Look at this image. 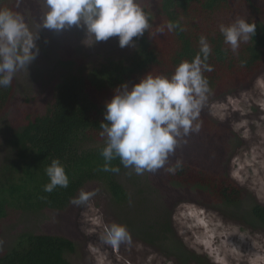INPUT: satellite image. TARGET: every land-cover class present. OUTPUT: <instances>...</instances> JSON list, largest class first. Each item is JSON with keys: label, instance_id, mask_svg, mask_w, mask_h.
I'll return each mask as SVG.
<instances>
[{"label": "trees", "instance_id": "trees-1", "mask_svg": "<svg viewBox=\"0 0 264 264\" xmlns=\"http://www.w3.org/2000/svg\"><path fill=\"white\" fill-rule=\"evenodd\" d=\"M234 0H158L142 6L149 15L150 28L141 37L133 38V49L123 57L108 55L97 65L75 70V60L57 61V68L42 85V94L26 96L20 106L12 107L16 82L0 88V132L7 133L8 155L0 166V223L20 213L44 210L64 211L90 184L102 185L117 211L123 213L122 223L131 236L154 247L161 246L175 253L178 264H202L200 256L190 253L176 241L171 222L172 208L148 218L150 198L134 196L119 181L125 168L119 157L109 167L119 172L104 171L101 155L106 137H101L109 97L124 83L129 87L149 73L171 77L182 61L191 62L200 51L199 39L205 36L211 46L207 61L212 71L203 74L209 82L207 99L229 93L237 85L250 82L264 69V0H243L249 9L248 22L256 32L241 42L233 52L224 42L220 30L212 27L216 14L234 12ZM1 8L16 13L15 5L6 2ZM178 22L183 31L169 32L167 24ZM11 112L16 114L12 118ZM200 130L207 132L217 122L200 113ZM53 159H59L69 178L67 188L57 186L51 193L44 185ZM178 159L169 157L162 172L166 181L181 187L195 188L227 206H239L244 190L227 176L214 174L192 164L181 162L175 174L168 168ZM142 195L141 191L137 192ZM143 198V199H142ZM132 201L134 206L132 208ZM140 205L142 206L141 208ZM173 207V206H172ZM243 216L264 230V206L252 202ZM251 224V225H252ZM179 244V245H178ZM74 241L63 236L23 233L13 246L0 253V264H72Z\"/></svg>", "mask_w": 264, "mask_h": 264}, {"label": "rangeland", "instance_id": "rangeland-1", "mask_svg": "<svg viewBox=\"0 0 264 264\" xmlns=\"http://www.w3.org/2000/svg\"><path fill=\"white\" fill-rule=\"evenodd\" d=\"M3 2L15 5L30 30L39 35V55L28 69L14 76L12 107L22 105L21 100L31 93L42 94L43 83L61 58L75 60L78 64L74 68L78 70L88 64L97 65L110 54L117 58L126 56L134 47L133 42L121 48L118 37L94 43L83 29L75 26L60 32L43 28L39 31L47 11L41 0H0V8ZM157 2L140 0L141 6ZM233 8L231 14H216L212 27L220 30L221 25L228 26L237 18L248 21L250 13L243 0H234ZM106 95L109 99L114 97L104 93L98 99ZM200 113L217 122L216 127L183 137L169 157L232 179L245 192L239 206H227L198 189L169 183L163 177V167L142 174L131 168L120 175L119 181L134 196L150 198L148 207L152 210L148 218L159 210L164 218L172 208L176 241L204 259L202 264H264V230L239 212L247 210L254 201L264 206V69L250 82L207 99ZM11 116L15 119L16 114L11 112ZM7 136L0 132V166L8 155ZM84 192L93 194L85 204L64 211L17 212L2 221L0 253L12 247L19 235L29 232L74 241L76 252L68 257L72 264H178L175 253L172 255L161 246H149L131 235L130 242L118 247L104 243L101 237L106 227L113 223L124 225L125 216L111 203L102 185L90 184ZM138 205L132 201V208L137 209ZM83 213H87V221Z\"/></svg>", "mask_w": 264, "mask_h": 264}, {"label": "clouds", "instance_id": "clouds-1", "mask_svg": "<svg viewBox=\"0 0 264 264\" xmlns=\"http://www.w3.org/2000/svg\"><path fill=\"white\" fill-rule=\"evenodd\" d=\"M47 11L42 16L39 31L57 32L74 26L86 32L94 43L119 38V46L127 47L133 38L141 37L150 28L149 15L140 0H41ZM169 32L180 28L178 22L167 24ZM224 42L236 52L256 32L255 24L237 18L228 26L221 25ZM35 35L25 18L10 9L0 8V88L10 87L15 74L29 65L39 55ZM200 51L191 61H182L171 77L147 74L140 82L129 87L124 83L115 89V95L106 104L101 137H106V147L101 155L105 159L104 171L119 172L110 168V162L120 158L125 168H133L137 174L154 172L166 164L183 137L198 132L202 107L210 92L205 71H212L207 61L211 46L205 36L199 39ZM186 142V141H185ZM181 162L167 169L175 174ZM50 182L44 191L51 193L57 186L67 188L69 178L59 159H53L46 169ZM92 193L83 190L72 204L82 205ZM87 221V213H83ZM96 223V220L92 221ZM104 243L118 247L130 242L125 225L113 223L106 227L101 237Z\"/></svg>", "mask_w": 264, "mask_h": 264}]
</instances>
